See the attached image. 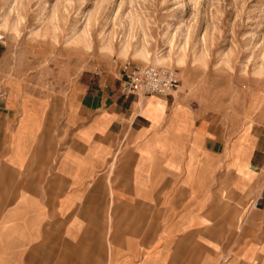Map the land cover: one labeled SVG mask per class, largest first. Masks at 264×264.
<instances>
[{
	"label": "crops",
	"instance_id": "0c3cea01",
	"mask_svg": "<svg viewBox=\"0 0 264 264\" xmlns=\"http://www.w3.org/2000/svg\"><path fill=\"white\" fill-rule=\"evenodd\" d=\"M121 76L63 110L0 97V264H264V135L227 155L223 126Z\"/></svg>",
	"mask_w": 264,
	"mask_h": 264
},
{
	"label": "rangeland",
	"instance_id": "374dc122",
	"mask_svg": "<svg viewBox=\"0 0 264 264\" xmlns=\"http://www.w3.org/2000/svg\"><path fill=\"white\" fill-rule=\"evenodd\" d=\"M3 107L63 110L125 65L174 69L176 97L223 126L230 150L264 135V0H0Z\"/></svg>",
	"mask_w": 264,
	"mask_h": 264
},
{
	"label": "built area",
	"instance_id": "2783aa9c",
	"mask_svg": "<svg viewBox=\"0 0 264 264\" xmlns=\"http://www.w3.org/2000/svg\"><path fill=\"white\" fill-rule=\"evenodd\" d=\"M3 38L0 35V41ZM180 88L181 80L172 68L151 64L143 67L127 64L121 72V92L125 97L169 96L178 93Z\"/></svg>",
	"mask_w": 264,
	"mask_h": 264
}]
</instances>
